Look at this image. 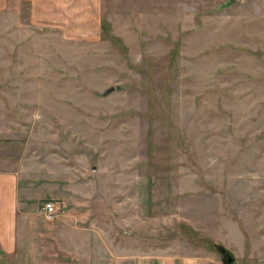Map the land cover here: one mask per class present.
I'll return each instance as SVG.
<instances>
[{
  "label": "rangeland",
  "instance_id": "1",
  "mask_svg": "<svg viewBox=\"0 0 264 264\" xmlns=\"http://www.w3.org/2000/svg\"><path fill=\"white\" fill-rule=\"evenodd\" d=\"M0 157V264H264V0H0Z\"/></svg>",
  "mask_w": 264,
  "mask_h": 264
},
{
  "label": "crops",
  "instance_id": "2",
  "mask_svg": "<svg viewBox=\"0 0 264 264\" xmlns=\"http://www.w3.org/2000/svg\"><path fill=\"white\" fill-rule=\"evenodd\" d=\"M0 157V250L12 253L17 249L19 238L29 222L28 203L25 183L22 182L19 170L2 164ZM6 161L9 159H5ZM11 163V162H10Z\"/></svg>",
  "mask_w": 264,
  "mask_h": 264
},
{
  "label": "water",
  "instance_id": "3",
  "mask_svg": "<svg viewBox=\"0 0 264 264\" xmlns=\"http://www.w3.org/2000/svg\"><path fill=\"white\" fill-rule=\"evenodd\" d=\"M217 249L222 257L223 264H232V262L234 261L233 254L222 246H217Z\"/></svg>",
  "mask_w": 264,
  "mask_h": 264
},
{
  "label": "built area",
  "instance_id": "4",
  "mask_svg": "<svg viewBox=\"0 0 264 264\" xmlns=\"http://www.w3.org/2000/svg\"><path fill=\"white\" fill-rule=\"evenodd\" d=\"M42 208L44 211L45 218L48 220L53 219L55 213L54 203L50 201L45 202Z\"/></svg>",
  "mask_w": 264,
  "mask_h": 264
}]
</instances>
